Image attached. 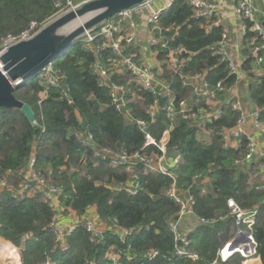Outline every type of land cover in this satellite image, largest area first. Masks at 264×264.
I'll use <instances>...</instances> for the list:
<instances>
[{"label": "trees", "instance_id": "1", "mask_svg": "<svg viewBox=\"0 0 264 264\" xmlns=\"http://www.w3.org/2000/svg\"><path fill=\"white\" fill-rule=\"evenodd\" d=\"M190 1L176 0L160 17L154 31L159 44L150 51L157 55L159 64L166 63L171 51H185L180 55L183 60L180 74L164 65L161 79L171 85L176 106L186 101L198 109L203 104L193 97V88L183 86V77L205 74L208 83L222 81L227 86L234 84L236 78L230 77L227 66L209 51V46L220 41L225 28L216 25L215 19H196ZM65 3L66 0H0V51L7 40H20L33 24L38 31L57 12V4ZM246 24L252 27V23ZM255 37L256 33L249 32L243 40L244 55H250V42ZM114 57L111 52L90 53L78 43L53 62L54 70L56 67L65 75L58 88L41 80L40 74L16 87L15 98L31 107L36 126L19 109H0V181L7 179L9 185L18 188L24 182L20 171L27 170L35 155L37 175L62 191V208L71 209L81 218L94 207L109 226L117 222L126 229L142 227L143 230L121 241L111 228L103 241L92 243L80 225L67 236L64 251L51 227L55 211L41 193L37 191L22 200L4 193L0 195V239L21 249L22 264H110L107 257L111 248L122 253V264H211L219 248L232 237L233 220L229 218L212 227L199 226L189 233L198 261L174 256L175 241L169 223L177 217L181 206L165 195L175 188L181 196L194 197L192 219L212 221L226 216L229 199L245 210L256 209L253 234L258 243V257L264 264V189L252 177L254 172L249 171L247 163L235 164L247 153L246 143L242 142L238 149L225 146L223 133L232 129L238 119L230 106L223 105V116L207 125L211 131L208 141L200 140L197 130L178 118L167 148L169 160L180 157L173 170L178 178L144 174L139 167L135 175L142 190L136 197L123 190L132 181L131 174L107 164L95 166L92 152L72 135L74 130H85L94 136L99 147L115 153L142 149L143 132L114 109L108 90L100 85L92 69L96 62L111 68L108 59ZM253 62L250 57L243 69L253 80L249 98L263 110L264 119V79L253 73ZM130 79L127 74L112 75L113 82L119 84H127ZM130 87L134 90L135 85ZM65 89L70 91L73 104L63 98ZM135 91L140 99H129L132 116L148 123L149 133L159 140L170 127L163 110L167 103L160 99L161 110L152 122L146 109L154 97L145 90ZM202 190L207 194L203 195ZM151 251L158 252L152 260L146 258ZM241 261L237 255L224 264H241Z\"/></svg>", "mask_w": 264, "mask_h": 264}, {"label": "built area", "instance_id": "2", "mask_svg": "<svg viewBox=\"0 0 264 264\" xmlns=\"http://www.w3.org/2000/svg\"><path fill=\"white\" fill-rule=\"evenodd\" d=\"M76 1L66 0L64 5L57 4V10L67 8L75 10L79 6L76 5ZM175 1L149 0L115 15L100 27L86 32L82 38L74 43V45L82 44L84 49L90 53L111 52L114 54V58L108 59L111 68L96 62L93 64L92 69L98 75L100 85L108 90L114 109L124 117L126 122L134 127H139L143 132L145 142L142 149L132 153L126 151L115 153L99 147L95 142L94 136L85 130H74L72 135L85 149L92 152L95 166L107 164L111 168H122L128 174H131L132 181L128 182L123 190L130 196L136 197L142 190L141 183L135 175V171L139 167L143 168L144 174L163 175L174 180L178 178V175L173 170L179 163L180 157L172 160L167 158L170 133L177 119L181 118L190 123L197 130V134L207 131L210 136L211 131L207 128V125L223 116V109L218 104L221 97L225 96L224 105L230 106L232 112L238 115L236 125L223 133L225 146L238 149L242 142L246 143L247 153L235 164L242 165L247 163L249 171H258L256 175L262 177L261 188L264 189V149H261L260 145V140H264L263 110L257 107L252 109V111L248 110L245 101L238 92L240 83L248 79V74L244 71L243 65L250 57L254 61L253 73L258 79H264V13L262 15V23H258L256 20L257 9L254 7L252 0H231L236 4L234 13L240 36V41L237 44L238 50H241V53L243 52L242 42L249 32L256 33V37L250 42V55L240 54V61H236L231 55V48L234 45L230 34L226 30L218 43L209 46V51L219 58L220 63H224L227 66L229 76H235L236 81L234 84L227 86L222 81L215 84L208 83L205 80V74L183 77V86L193 88V95H195L197 102L203 104V107L195 109L194 105L189 106L186 101H181L176 106L174 104L175 99L171 95V85L168 81L161 79L164 73V65L175 74H180L183 65L180 55L185 53V51L183 49L171 51L168 54L166 63L162 64L157 62V55L150 51L159 44L154 32L155 29H158L157 23L160 17L171 9ZM226 1L191 0L190 4L194 9V17L196 19H215L216 25L224 27L221 8ZM246 22L252 23V27L249 28ZM36 29L37 25L33 24L20 40H7L0 51V55L19 41L32 38L34 35L32 32ZM144 41L147 42L150 53L145 51ZM113 74H118L119 76L127 74L131 79L127 84L115 83L112 80ZM40 77L41 80L55 88H58L65 79V75L60 70L56 67L54 70L53 63L43 69ZM24 81L26 80H19L13 86L16 88ZM131 84L135 85L134 90L130 87ZM135 89L138 91L145 90L154 97L153 103L146 109V114L152 122L156 120L161 110L160 99L169 96L166 101L167 106L163 110L166 111L170 127L164 131L159 140H156L149 133L148 123L134 120L132 116V110L129 108V99H140ZM62 93L63 98L67 99L69 104H73L70 91L65 89ZM35 161V155H32L27 170L20 171L19 176L23 178L24 182L18 188L9 185L7 179H2L0 181V195L5 193L15 200H22L33 196L37 191L41 193L42 197L50 202L52 210L55 211L51 227L55 229L58 241L64 251L67 250V236L80 225H83L90 235L92 243L103 241L105 233L111 228L118 234L121 241L143 230L142 227L126 229L117 222H113L110 227L100 219L98 213L93 210L94 207L89 208L88 212L81 218L71 209L62 208V191L37 175ZM252 175L253 178L257 177L254 174ZM202 194L206 195V190H202ZM165 196L181 206L177 217L169 223L175 241L174 256L198 261V254L192 250V242L188 238L189 233L183 228L186 219L194 216L193 207L196 204L194 197L191 195L181 196L175 188L169 189ZM227 208L228 214L226 216L218 217L212 221L197 219L200 226L211 227L229 218L233 220L232 237L219 248L216 259L211 264L227 263L237 255L242 259L241 264H248L250 260L259 258L258 243L253 234L258 211L256 209L252 211L245 210L233 199L227 201ZM63 221H68V223L62 224ZM1 243L6 242L0 240ZM10 246L14 247V253H16L17 257L0 253V264H22L21 249L12 244ZM121 255L120 251L118 252L111 248L107 257L108 263L122 264ZM157 256L158 252L151 251L147 253L146 258L152 260ZM46 264L51 263L48 262Z\"/></svg>", "mask_w": 264, "mask_h": 264}, {"label": "water", "instance_id": "3", "mask_svg": "<svg viewBox=\"0 0 264 264\" xmlns=\"http://www.w3.org/2000/svg\"><path fill=\"white\" fill-rule=\"evenodd\" d=\"M147 1L149 0H90L57 18L32 38L10 46L0 55V109H19L36 126L33 110L15 98L16 88L13 84L38 75L86 32ZM82 18H87L86 22L82 26H76L75 23ZM66 27L68 33L65 31L64 34H58ZM168 98L169 96L164 97L163 101L166 102Z\"/></svg>", "mask_w": 264, "mask_h": 264}, {"label": "crops", "instance_id": "4", "mask_svg": "<svg viewBox=\"0 0 264 264\" xmlns=\"http://www.w3.org/2000/svg\"><path fill=\"white\" fill-rule=\"evenodd\" d=\"M252 2L254 4V7L257 9L256 20L258 23H262V18H263L262 15L264 13V0H252ZM235 5L236 4H234L231 0H227L226 2L223 3L221 11H222V15H223L224 28L230 34L232 43L234 45L231 48V55L233 56V58L236 61H240L241 60L240 54H242V53H241V50H238V47H237V44L240 41V36H239L238 26H237V22H236L235 13H234ZM147 45H148L147 42L144 41V46L146 48L145 51L149 52ZM143 53H144V51H143ZM252 82H253V80H250L248 77L247 80L242 81L240 83V85L238 86V92H239L241 98H243V100L245 101V104L247 105L248 110H250V111H252V109L256 108V106L252 103V101L249 98V94H250L249 93V85ZM225 100H226L225 96L221 97L218 106L222 107L224 105ZM189 104L191 106L195 105L194 103H189ZM198 138L202 141H208L210 136L208 135L207 131H202V132L198 133ZM260 145H261V149H264V140L263 139L260 140ZM253 172H254L253 174L255 175V177L257 176L256 178H254L255 181L259 182L261 184L263 179L261 176L256 175V174H258V171L257 172L253 171ZM93 210L96 211L95 208H93ZM67 223H68V221L62 222V224H67ZM199 226L200 225H199L197 219L187 218L185 223H184L183 228L187 233H192V232H195ZM0 240L6 242L3 239H0ZM6 243H8V242H6ZM8 244H10V243H8ZM248 264H262V262H261L260 258H256V259L250 260L248 262Z\"/></svg>", "mask_w": 264, "mask_h": 264}, {"label": "bare ground", "instance_id": "5", "mask_svg": "<svg viewBox=\"0 0 264 264\" xmlns=\"http://www.w3.org/2000/svg\"><path fill=\"white\" fill-rule=\"evenodd\" d=\"M86 20H87V18L79 19V21H78L77 23H75V24H76V26H82V25L86 22ZM73 23H74V22H73ZM73 23H72V24H73ZM75 24H74V25H75ZM76 26H75V27H76ZM64 29H65V31L67 32V27L64 28ZM62 31H63V30H61L60 32H62ZM60 32H59V33H60ZM67 33H68V32H67ZM63 34H64V31H63ZM73 45H74V44H73ZM59 57H60V56H59ZM57 58H58V57H57ZM57 58H56V59H57ZM54 61H55V60H54ZM54 61H53V62H54ZM53 62H52V63H53ZM52 63H51V64H52ZM42 71H43V70H42ZM42 71H41V72H42ZM41 72H40V73H41ZM40 73H39V74H40ZM36 76H37V75H36ZM33 77H35V76H33ZM33 77H32V78H33ZM14 252H15L14 247H11V246L8 245V244L6 245L5 243H1V244H0V253H1V254H8V255L10 254L12 257H17L16 253H14Z\"/></svg>", "mask_w": 264, "mask_h": 264}, {"label": "rangeland", "instance_id": "6", "mask_svg": "<svg viewBox=\"0 0 264 264\" xmlns=\"http://www.w3.org/2000/svg\"><path fill=\"white\" fill-rule=\"evenodd\" d=\"M85 1H90V0H77L76 1V5H81L83 4ZM70 11H73V10H70V9H64V10H57V13H55L51 18H49L43 25L42 27L38 30V31H33L32 33H34V35L38 34L44 27H46L48 24H50L51 22L55 21L57 18L65 15L66 13L70 12ZM100 27V26H99ZM63 31L65 32V29H63ZM63 31L58 33V34H63ZM33 35V36H34ZM253 180V179H252Z\"/></svg>", "mask_w": 264, "mask_h": 264}]
</instances>
